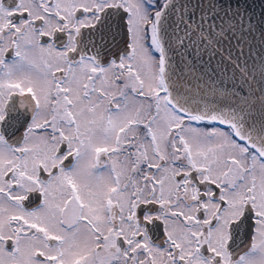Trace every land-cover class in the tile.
<instances>
[{
  "label": "snow or ice",
  "instance_id": "6c2138e0",
  "mask_svg": "<svg viewBox=\"0 0 264 264\" xmlns=\"http://www.w3.org/2000/svg\"><path fill=\"white\" fill-rule=\"evenodd\" d=\"M0 264H264V11L0 0Z\"/></svg>",
  "mask_w": 264,
  "mask_h": 264
},
{
  "label": "water",
  "instance_id": "95a60500",
  "mask_svg": "<svg viewBox=\"0 0 264 264\" xmlns=\"http://www.w3.org/2000/svg\"><path fill=\"white\" fill-rule=\"evenodd\" d=\"M249 3L252 5V9L255 11L257 16L264 11V0H249Z\"/></svg>",
  "mask_w": 264,
  "mask_h": 264
}]
</instances>
